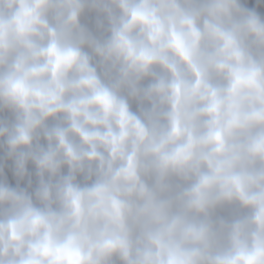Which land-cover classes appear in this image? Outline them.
I'll use <instances>...</instances> for the list:
<instances>
[{"label":"clouds","instance_id":"obj_1","mask_svg":"<svg viewBox=\"0 0 264 264\" xmlns=\"http://www.w3.org/2000/svg\"><path fill=\"white\" fill-rule=\"evenodd\" d=\"M0 264H264V0H0Z\"/></svg>","mask_w":264,"mask_h":264}]
</instances>
